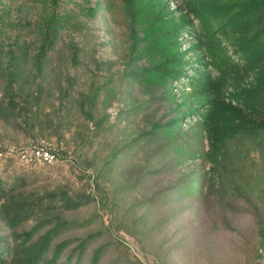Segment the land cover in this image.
I'll use <instances>...</instances> for the list:
<instances>
[{"label": "rangeland", "instance_id": "1", "mask_svg": "<svg viewBox=\"0 0 264 264\" xmlns=\"http://www.w3.org/2000/svg\"><path fill=\"white\" fill-rule=\"evenodd\" d=\"M168 2L174 8L179 0ZM103 6V0H64L60 5L66 24L50 62L34 80L39 100L31 109V126L25 120L28 113L22 112L21 96L13 108L0 109L2 148L20 146L30 137L44 138L70 150L76 164L32 168L14 158L0 159V188L13 191L16 200L49 203V215L61 213L71 222L57 240L89 235L81 264H87L91 248L99 245L103 249L98 264H264V250L259 259L254 256L257 225L246 200L220 204L203 196L180 195L172 188L176 179L203 165L186 161L167 168L171 152L157 161L160 147L144 138L133 142L149 128L148 95L125 73L144 61L133 59L126 27L112 21ZM2 10L10 22L5 26L6 42L29 51L19 60V77L25 80V92L34 90L31 57L38 43L40 6L31 0H0ZM191 36L183 34V49L189 48ZM5 63L0 61L3 107L6 93L17 88L16 82L10 86ZM185 79L176 89L186 88ZM90 87L101 88L93 111L94 120L102 118L98 124L87 117L83 102ZM153 109L155 117L171 113L166 104ZM113 151L117 156L111 159ZM154 168L160 169L152 173ZM251 198L262 212L264 201ZM9 233L0 223V235Z\"/></svg>", "mask_w": 264, "mask_h": 264}, {"label": "trees", "instance_id": "2", "mask_svg": "<svg viewBox=\"0 0 264 264\" xmlns=\"http://www.w3.org/2000/svg\"><path fill=\"white\" fill-rule=\"evenodd\" d=\"M31 1L42 12L31 57L34 90L25 92V80L20 78L19 60L27 58L29 51L6 42L5 26L10 22L0 11V61H6L10 86L17 83L0 109L13 108L21 96L30 126L32 106L39 100L34 80L50 62L49 54L66 24L59 10L64 0ZM103 1L111 20L126 27L133 59L144 61L125 73L148 95L149 128L133 142L144 138L160 147L157 161L171 152L173 160L167 168L186 161L203 165L176 179L172 188L180 195L203 196L220 204L246 200L255 215L258 250L254 256L259 259L264 250V210L251 197L264 201V0H179L174 8L168 0ZM186 32L192 36L189 48L183 49ZM182 78L186 88L178 90ZM100 89L90 87L83 97L86 115L93 120ZM163 104L170 106L171 113L155 117L153 108ZM116 156L113 151L111 159ZM37 202L16 200L13 191L0 188V223L10 232L7 237L0 235V264H81L89 235L57 240L71 222L61 213L49 215L51 204ZM31 218L35 221L25 228ZM102 249L91 248L87 264H98Z\"/></svg>", "mask_w": 264, "mask_h": 264}, {"label": "built area", "instance_id": "3", "mask_svg": "<svg viewBox=\"0 0 264 264\" xmlns=\"http://www.w3.org/2000/svg\"><path fill=\"white\" fill-rule=\"evenodd\" d=\"M14 158L28 167L75 165L76 158L61 143L55 144L44 138H28L17 147L2 148L0 159Z\"/></svg>", "mask_w": 264, "mask_h": 264}]
</instances>
